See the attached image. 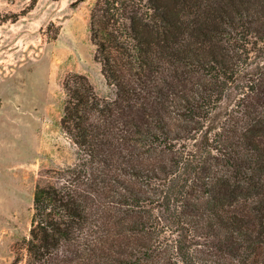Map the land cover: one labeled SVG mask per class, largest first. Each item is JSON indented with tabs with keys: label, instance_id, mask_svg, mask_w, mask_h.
Masks as SVG:
<instances>
[{
	"label": "trees",
	"instance_id": "1",
	"mask_svg": "<svg viewBox=\"0 0 264 264\" xmlns=\"http://www.w3.org/2000/svg\"><path fill=\"white\" fill-rule=\"evenodd\" d=\"M25 264H264V0H96Z\"/></svg>",
	"mask_w": 264,
	"mask_h": 264
},
{
	"label": "rangeland",
	"instance_id": "2",
	"mask_svg": "<svg viewBox=\"0 0 264 264\" xmlns=\"http://www.w3.org/2000/svg\"><path fill=\"white\" fill-rule=\"evenodd\" d=\"M96 0H0V264H25L34 193L83 153L61 125L68 74L115 97L91 40Z\"/></svg>",
	"mask_w": 264,
	"mask_h": 264
}]
</instances>
